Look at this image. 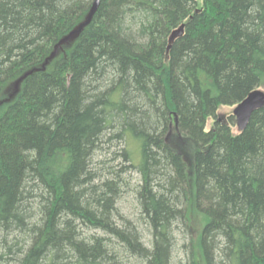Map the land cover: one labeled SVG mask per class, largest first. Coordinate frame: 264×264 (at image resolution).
Segmentation results:
<instances>
[{
  "label": "trees",
  "instance_id": "obj_1",
  "mask_svg": "<svg viewBox=\"0 0 264 264\" xmlns=\"http://www.w3.org/2000/svg\"><path fill=\"white\" fill-rule=\"evenodd\" d=\"M93 3L0 0V264H170L176 224L187 264H264V107L217 118L264 87V0Z\"/></svg>",
  "mask_w": 264,
  "mask_h": 264
},
{
  "label": "rangeland",
  "instance_id": "obj_2",
  "mask_svg": "<svg viewBox=\"0 0 264 264\" xmlns=\"http://www.w3.org/2000/svg\"><path fill=\"white\" fill-rule=\"evenodd\" d=\"M200 1V0H199ZM14 92L13 94L9 95V98H6L4 103L9 102L10 98L13 97V95L17 92L16 85L14 86ZM258 90L264 92V87L259 88ZM11 91V89H10ZM234 106H222L217 111V118H220V120H226L229 115L232 116ZM235 121V119H234ZM212 125L211 121H208L206 128H210ZM234 128L237 130V128L234 126ZM238 131V130H237ZM122 146H124L122 144ZM111 153H114L111 154ZM110 154H102L103 156L106 155V157H103V159L107 165L108 168H114L115 170H120L121 174H119L120 178H123V180L118 185V198L115 201V217L114 222L116 224H119L121 226H132L135 228V230L141 235L142 243L145 247L150 248L152 245V238H151V232L150 228L145 227L141 222V216L142 211L140 210L138 200L136 198V188L137 186H140V176L135 171V169L130 168V164L135 162L134 159L130 163L129 161L124 160L120 155V149H117L115 147L111 150ZM113 155V156H112ZM114 160V161H112ZM99 167V166H98ZM96 168V167H95ZM105 177L108 176V171L104 170ZM143 217V216H142ZM148 228V229H147ZM173 232V237H175V243L174 247L172 246L170 255L171 260L170 264H187V256L189 255L188 247L185 243L189 240L186 234V230L184 227L180 225H175ZM88 230L84 229L83 234L86 233ZM88 232L93 233V230H89ZM87 232V233H88ZM95 234H98L101 237H108L105 236L102 232H95ZM116 248L117 247L115 246ZM120 257L124 261V264L127 263V258L129 259L130 264H144L143 262L139 261L137 258H134L132 255L125 252V250H119ZM120 260V258H119ZM11 264H13V261H11Z\"/></svg>",
  "mask_w": 264,
  "mask_h": 264
},
{
  "label": "water",
  "instance_id": "obj_3",
  "mask_svg": "<svg viewBox=\"0 0 264 264\" xmlns=\"http://www.w3.org/2000/svg\"><path fill=\"white\" fill-rule=\"evenodd\" d=\"M98 0H94L92 8L87 16L86 22L88 23L94 14ZM81 28V27H80ZM80 30V29H79ZM264 107V93L255 90L249 93L235 108L234 116L239 131H242L247 126L249 119L253 112L260 110Z\"/></svg>",
  "mask_w": 264,
  "mask_h": 264
},
{
  "label": "bare ground",
  "instance_id": "obj_4",
  "mask_svg": "<svg viewBox=\"0 0 264 264\" xmlns=\"http://www.w3.org/2000/svg\"><path fill=\"white\" fill-rule=\"evenodd\" d=\"M256 90H258V89H256ZM255 91V90H254ZM258 91H260V90H258ZM260 92H262V91H260ZM262 93H264V92H262ZM237 107V105H235L234 106V109H233V112H232V116L234 117V119H235V127L237 128V130H238V127H237V124H236V118H235V116H234V110H235V108ZM239 131V130H238Z\"/></svg>",
  "mask_w": 264,
  "mask_h": 264
}]
</instances>
